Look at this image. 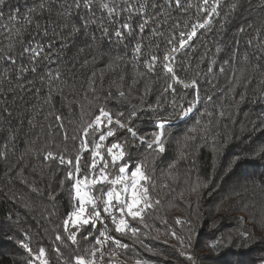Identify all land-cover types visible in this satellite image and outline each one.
<instances>
[{
    "label": "trees",
    "instance_id": "trees-1",
    "mask_svg": "<svg viewBox=\"0 0 264 264\" xmlns=\"http://www.w3.org/2000/svg\"><path fill=\"white\" fill-rule=\"evenodd\" d=\"M35 2L5 0L2 6L4 16L0 19V151H3L12 130L16 135L14 145L9 140L8 159H0V264H28L30 259L32 264H41V260L47 261V264H75L77 255L83 256L86 261L94 260V264H104L99 252L93 258L90 251H86L92 249L94 241L90 243L80 235H77V245H72L71 241L65 244L55 241L56 232L62 231L61 216L68 207V196L59 185L64 173L53 162L46 163L43 159L45 146L74 157L79 148V138L84 136L87 124L99 114L100 105L110 110L113 116L120 111L127 113L133 106L146 109L148 105H155L169 81L162 67L147 77L138 76L137 73L145 69L143 63L133 67L129 59L131 46L126 56L124 46L116 43L115 37L111 41L102 37L96 25L89 28L96 39L85 35L83 29L77 34H70V28L73 25L79 27L81 16L86 13L82 10L77 16L73 9L71 15L62 14L59 5L64 0H51L50 12L42 16L33 15L32 22H26L28 8ZM187 2L195 6L201 0ZM103 3H108L110 7L116 4L120 8L123 7V0H93L97 23L102 20L111 33L127 19V13L121 12L115 22H110L107 11L101 9ZM131 3L151 5L154 0H131ZM159 3L163 7L166 0H159ZM262 4L264 0H240L236 10L222 9V17L228 13L225 27L220 29L217 23L215 34L209 33L206 43L212 53L217 46L223 51L215 57L214 74L207 78L203 75L197 77L201 97L198 111L194 110L187 121L176 120L170 103L172 96H166L163 104V108L167 109L165 116L172 118L175 126L166 145V154L163 157H147L146 170L152 180L145 183L149 187V200L153 202V206L146 209L145 223L149 227L143 229L138 222H131L142 229L143 244L134 242L135 238L131 235L119 237L116 234L122 243L131 248L129 252L119 253L126 262L132 264L140 259L153 264H190L186 256L181 255L183 246L171 235L172 232L177 237L188 235L187 225L176 223L179 218L181 221L191 219L194 224L193 249L189 251H195L199 264H264V239H261L264 236V222H261L264 160L252 158L254 150L264 145V130L253 131L250 123L264 119V100L259 98L264 85ZM16 9H19V16L9 21V12L15 15ZM147 11L152 13L153 10L148 7ZM164 11L171 13V20L159 24H152L149 20L143 36L137 35V39H142L145 58L149 52H156L162 59L164 49L168 47L166 37L174 35L178 39L180 30L188 31L197 22L195 7L186 14L177 13L174 5ZM37 20L39 34L35 27ZM176 20L181 23L173 34L168 24ZM185 20L188 21L187 29L183 24ZM132 21L138 27L141 17L133 15ZM220 22L224 23V20ZM241 25H247L242 37L238 31ZM45 28L48 29L47 36L43 35ZM153 29H160L164 34L153 35ZM33 36L45 45L46 53H58L59 58L54 55L55 63L47 61L40 64V68L58 70L62 77L53 85L51 104L44 103L48 85L41 84L34 74L28 72L25 73L26 79H17L21 66L19 54ZM234 37L239 38L238 49ZM249 39L253 42L251 47L247 44ZM49 42L53 43L52 48L47 47ZM193 43L196 52L189 53L190 67L186 62L187 72H178L186 82L197 71H207V60L197 68L204 48L200 40L194 39ZM7 55L17 59L15 67L2 58ZM230 58V66L225 65L229 69L227 74L220 73V65ZM22 63L25 67L29 65L27 60ZM93 73L96 74L94 78ZM93 79L95 83L90 87ZM134 79L136 84H133ZM28 81H32L34 87ZM146 84L150 91L144 96ZM175 87L183 97L178 103L186 107L194 98L193 90H183L180 85ZM25 88L28 90L24 91ZM36 89L40 90L39 94H35ZM120 91L125 93V97L119 96ZM208 96L212 97L211 101H207ZM6 107L10 116L4 111ZM57 115L62 117V128L55 119ZM157 118L148 111L136 123L147 130L152 126L151 121ZM193 127L197 130L190 133L189 129ZM188 135L195 139L185 142L184 137ZM214 147H219V151L214 152ZM29 148L30 152L27 151ZM22 155L24 159L21 162L19 158ZM237 156L241 159L233 165L232 161ZM192 161H195L194 166ZM169 165L173 166L169 168ZM21 166L22 176L16 174ZM50 195H55V202L49 198ZM156 201L159 203L156 204ZM242 216L246 217L243 222L239 219ZM244 229L254 236L247 243L238 237ZM25 233L30 236L31 257L17 243L24 239ZM221 236L226 239L219 251H210L205 246ZM41 247L45 255L37 258ZM56 248L60 249V255ZM103 248L117 250L110 244H105Z\"/></svg>",
    "mask_w": 264,
    "mask_h": 264
},
{
    "label": "snow or ice",
    "instance_id": "snow-or-ice-1",
    "mask_svg": "<svg viewBox=\"0 0 264 264\" xmlns=\"http://www.w3.org/2000/svg\"><path fill=\"white\" fill-rule=\"evenodd\" d=\"M5 0H0V19H3L4 13L2 6ZM174 5L177 13H188L190 9L195 7L196 9V23L191 25V29L188 31L180 30L179 38L176 39L173 36L166 37V45L164 49V55L161 59L156 52H149L147 58H145L144 46L142 39H137V35L143 36L144 30L151 20L152 24H159L161 21L167 22L172 19L170 12H165L164 9H170ZM51 0H36V2L28 8V14L25 15V21L32 22L33 15L42 16L46 12H50ZM60 8L62 14L71 15L72 10L75 9V15L80 16L83 10L86 14L81 16V22L79 27L73 25L69 32L74 35L83 29V33L90 36L92 39H96L94 32H90L89 28L93 25L99 27L102 37L107 38L109 41L115 37V42L124 46L127 50L131 46V55L129 59L133 63V67H137L143 63L144 72H138V76L147 77L149 74L157 72L158 67H162L164 76L167 81V86L163 89L161 97L157 99L155 105H148L146 109H137L133 106L126 112L120 111L113 116L110 110H107L104 105H100L99 114L95 116L91 122L84 128V136L79 138V148L73 157L70 153L57 150H49L51 146H45L43 156L44 161L53 162L64 174L59 181L61 189H64L68 196V207L65 213L61 216L62 231H57L55 234V241L60 244H65L67 241H71L72 245H77V235H80L84 240L90 243L94 241L92 249L90 251L93 258L96 257L97 252L102 259L105 255L101 248L105 244H110L120 249H127L128 244L122 243L119 237L131 235L135 238L134 242L143 244L141 239L142 229L133 226L131 222H138L143 226V229L149 227L145 223V216L147 215L146 209H150L153 206V202L149 200V187L145 182L152 180V177L147 173L146 161L148 156H160L163 157L166 154V145L169 143V138L172 135V129L175 126L174 120L169 116H165L167 112L166 108H163L166 96L170 94L172 100L170 101L172 111L176 113L175 119L180 121H187L194 110L198 111L197 105L200 103L201 97L199 95V83L197 77L203 75L207 78L208 75L214 74V65L216 64V55H218L223 49L219 46L215 48V53H212L208 47L207 36L209 33H214V27L219 23L220 29L225 27V23L228 19V13H224L222 17V9L229 8L230 11L236 10L240 6V0H236L234 3H229L228 0H201V3L195 6L187 0H166V3L161 6L159 0H154V3L147 5L144 3L138 6L131 3V0H123V7L118 8L116 4L111 7L108 3L101 5L102 10H106L110 18V22H115V18L120 16L121 12L127 13V19L122 24H119L115 28L114 32L109 31L108 27L103 25V21L98 24L97 16L93 7V0H64L61 3ZM264 6V4H262ZM148 7L152 8V13L147 11ZM91 13V15H87ZM138 15L141 17V21L137 25L132 21V16ZM19 16V9L15 10V15L9 12V21L16 20ZM223 19L224 23L220 20ZM180 21L176 20L168 27L172 29L173 34L179 29ZM184 28L187 29L188 21H183ZM37 34H39V22L37 20L36 25ZM247 25H241L238 29L241 37L243 36ZM202 30V31H201ZM48 29H43V35L47 36ZM164 33L160 29H153V35H163ZM63 39V38H61ZM194 39L200 40L201 47L204 48V52L199 55L197 68L205 60L208 61L207 71L201 73L196 72L195 76L190 81L186 82L184 78L178 75V72L185 71V63L187 62L189 67L191 62L189 60V53L195 54L196 48L193 43ZM36 43L33 44L32 41ZM129 43H125V41ZM66 42V41H65ZM235 45L238 49L239 38L234 37ZM252 39L247 41L249 47L252 46ZM48 48L53 47V43L47 44ZM63 45H61V48ZM159 48V45H157ZM45 45L37 40L36 36H33L31 40L23 46L21 53V66L18 69V77L25 78V73L31 72L39 78L41 84H47L49 91L48 96L44 100L45 104H51L52 102V89L53 85L57 81H61L62 77L58 70L52 68L43 69L40 68L42 62L51 61L55 63V58L58 57V53H46ZM55 55V58H54ZM235 55V53H233ZM41 58V59H38ZM6 63H11L14 67L17 64V59L12 55L2 57ZM29 61L27 67L23 66V61ZM230 61L225 60L219 67V72L227 74L228 68L225 65L230 66ZM93 73V78L95 77ZM123 79V77H121ZM29 85L34 87L32 81H28ZM95 83V79L90 81V87ZM137 80H133V84H136ZM176 85L182 86L183 90H193L194 98L185 107L183 104H179L178 100H182L183 97L177 91ZM27 91L28 89H23ZM150 89L147 84L145 86L144 96L148 94ZM40 90L36 89L35 94H39ZM111 96V93H108ZM120 97H125L123 91L119 92ZM264 100V85L261 86L260 97ZM243 99V97H241ZM212 97L208 96L207 101H211ZM143 103V97L141 98ZM7 115H11L7 111V107L4 109ZM150 111L153 116L158 117L151 121L150 129H141L137 126L136 121ZM56 121L60 122L59 127H63L62 117L57 115ZM197 126L199 125V119H197ZM29 125L32 121H28ZM253 131L264 130V119H259L258 122H251ZM91 129V131H89ZM196 127L190 128V133L196 132ZM77 139V137H73ZM190 139H195L194 136L188 135L184 137V141L187 142ZM9 140L14 145L16 140L15 131L12 130L9 133V139L5 141L3 145V151H0V159H8V143ZM67 140V136H65ZM27 151H31L29 148ZM214 152L219 151V147L213 148ZM252 158H258L264 160V145L258 146L252 153ZM24 156L22 155L19 160L22 162ZM241 157L237 156L232 161L235 165ZM194 166L195 161H192ZM173 165H169L171 168ZM231 170V166L229 171ZM18 175H23V169H21ZM35 190V189H34ZM55 202V195L49 197ZM156 204L159 201L155 202ZM246 210V208H245ZM262 220L264 222V210L261 212ZM243 222L246 217L239 218ZM177 224L184 223L187 225L186 237H177L175 232L171 235L178 239L184 250L181 251V255L186 256V259L190 264H199L196 253L192 245V234L195 231V227L191 219L181 221L179 218L176 220ZM238 237L242 239L244 243L254 239L253 233L248 229H244L238 233ZM225 237L213 240L205 246L210 251H219L225 242ZM264 239V236L261 237ZM19 245L27 251L31 257L33 254L32 248H30V236L24 234V239L17 241ZM98 246V247H97ZM57 254L60 255V249H55ZM151 251V249H149ZM45 250L43 247L39 249V257H44ZM28 264H32V259L28 261ZM41 264H47V261L41 260ZM75 264H94L93 261H86L83 256L77 255L75 257ZM136 264H149L147 260L137 259Z\"/></svg>",
    "mask_w": 264,
    "mask_h": 264
},
{
    "label": "rangeland",
    "instance_id": "rangeland-1",
    "mask_svg": "<svg viewBox=\"0 0 264 264\" xmlns=\"http://www.w3.org/2000/svg\"><path fill=\"white\" fill-rule=\"evenodd\" d=\"M131 250V248H127V249H120V248H117V250L113 251V250H105L104 248L101 250V251H104L105 252V255L103 257L104 259V264H131V263H128L126 262L125 260H123L120 256H119V253L124 251V252H129ZM132 264H136V263H132ZM149 264H153V263H150Z\"/></svg>",
    "mask_w": 264,
    "mask_h": 264
},
{
    "label": "water",
    "instance_id": "water-1",
    "mask_svg": "<svg viewBox=\"0 0 264 264\" xmlns=\"http://www.w3.org/2000/svg\"><path fill=\"white\" fill-rule=\"evenodd\" d=\"M75 261V260H74Z\"/></svg>",
    "mask_w": 264,
    "mask_h": 264
}]
</instances>
